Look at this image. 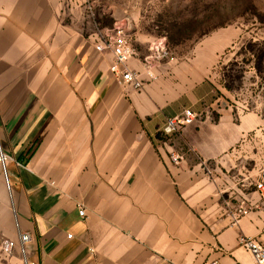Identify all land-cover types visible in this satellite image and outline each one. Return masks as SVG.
Returning a JSON list of instances; mask_svg holds the SVG:
<instances>
[{
	"label": "crops",
	"instance_id": "obj_1",
	"mask_svg": "<svg viewBox=\"0 0 264 264\" xmlns=\"http://www.w3.org/2000/svg\"><path fill=\"white\" fill-rule=\"evenodd\" d=\"M80 6L0 0V264H254L239 237L264 244L262 113L222 102L212 45L120 84ZM135 42L143 73L151 40ZM185 107L196 122L162 138ZM20 232L27 254H5Z\"/></svg>",
	"mask_w": 264,
	"mask_h": 264
},
{
	"label": "rangeland",
	"instance_id": "obj_2",
	"mask_svg": "<svg viewBox=\"0 0 264 264\" xmlns=\"http://www.w3.org/2000/svg\"><path fill=\"white\" fill-rule=\"evenodd\" d=\"M88 2L93 12L80 7L98 28L107 32L125 25L134 48L139 46L137 38H149L148 55L165 47L169 58L181 59L207 52L212 45L218 60L211 77L222 102L236 111L254 109L264 116V0Z\"/></svg>",
	"mask_w": 264,
	"mask_h": 264
},
{
	"label": "built area",
	"instance_id": "obj_3",
	"mask_svg": "<svg viewBox=\"0 0 264 264\" xmlns=\"http://www.w3.org/2000/svg\"><path fill=\"white\" fill-rule=\"evenodd\" d=\"M75 4L85 5L90 12H93L92 3L88 0H71ZM95 42V49L98 52H111L113 54V61L110 65V71L115 76L117 81L134 90H141L144 88L148 80L156 79L154 68L156 63L168 57V50L163 48H156L154 52L147 56L144 61V72L134 70L129 67V61L136 55L132 38L125 25L115 26L110 31H105L98 28L93 34ZM200 114L190 107H185L182 111L173 117L167 118L163 124L159 134L164 139H171L184 128L196 122ZM172 162H178L181 158L179 153H172L170 155ZM6 154L0 153V162L6 164L9 161ZM262 188L261 184L257 185ZM248 210L244 207H238L232 213L233 222L236 223L241 216L248 214ZM79 214L84 216L85 210L82 205L79 206ZM69 237L72 235L69 234ZM31 242V236L28 232L19 233L17 240L5 239L1 242L2 251L10 255L16 248H19L21 253L25 256L27 254V245ZM239 244L248 250L254 257V264H264V244L258 239L242 235L239 237ZM26 261V260H25ZM27 263V261H26ZM28 264V263H27ZM36 264V263H30ZM207 264H217L216 261Z\"/></svg>",
	"mask_w": 264,
	"mask_h": 264
}]
</instances>
